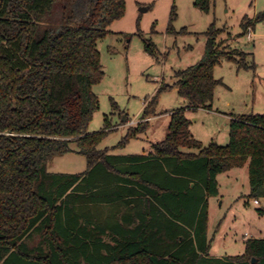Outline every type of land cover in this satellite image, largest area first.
I'll use <instances>...</instances> for the list:
<instances>
[{"label": "trees", "instance_id": "1", "mask_svg": "<svg viewBox=\"0 0 264 264\" xmlns=\"http://www.w3.org/2000/svg\"><path fill=\"white\" fill-rule=\"evenodd\" d=\"M214 2L194 5L208 12ZM125 11L126 0H0V264H264V238L247 239L243 254H210L217 176L248 163L249 196L264 198V113L231 114L226 145H204L186 115L212 107L222 56L248 67L245 52L217 40L223 29L211 24L201 60L176 72L188 106L171 112L152 151L112 154L99 148L108 125L88 132L104 77L98 42ZM176 17L173 8L169 33ZM263 19L243 22V33ZM147 125L131 126L120 146ZM70 152L86 157L84 171L48 170Z\"/></svg>", "mask_w": 264, "mask_h": 264}, {"label": "rangeland", "instance_id": "2", "mask_svg": "<svg viewBox=\"0 0 264 264\" xmlns=\"http://www.w3.org/2000/svg\"><path fill=\"white\" fill-rule=\"evenodd\" d=\"M194 2L126 0L125 15L109 27V35L99 40L104 77L93 86L99 106L88 132H100L109 126L100 149L112 154H141L165 139L170 112L188 106V100L174 85L175 74L201 60L207 42L205 32L213 23L223 29L217 39L223 49L245 52L248 67H239L225 56L220 58L214 75L222 83L215 89L212 107L187 110L193 136L204 145L212 141L226 145L230 140V114L264 113V19L255 22L256 35L250 30L243 33L242 26L264 12V0H215L208 12ZM173 8L177 17L172 23L174 32L169 33ZM227 38L230 45H225ZM147 42L154 44L155 55L146 50ZM154 97L157 102L151 106L155 115L146 130L120 146L130 126L140 124L144 108ZM86 168V157L76 152L58 156L48 166L49 171L59 173H79ZM219 179L220 195L210 197L209 235L214 236L210 254H243L247 239L264 238V198L257 205L249 196V172L245 168H236ZM40 242L41 237L35 235L29 244Z\"/></svg>", "mask_w": 264, "mask_h": 264}, {"label": "crops", "instance_id": "3", "mask_svg": "<svg viewBox=\"0 0 264 264\" xmlns=\"http://www.w3.org/2000/svg\"><path fill=\"white\" fill-rule=\"evenodd\" d=\"M248 30H250V32H252V33H254V35H256V32H255V25L254 26H251ZM240 33H238V34H236V35H239ZM228 39V41L226 42V44L225 45H230L228 42H229V39L230 38H227ZM222 42V41H221ZM171 113V112H170ZM170 116H171V114H170ZM154 116H152V117H148V118H145V119H142V118H140L139 119V122H142V121H148V123L150 122V120L153 118ZM230 118H231V114H230ZM126 119L127 118H124L123 120L124 121H126ZM171 121V120H170ZM126 123H129V120H127V122ZM137 125H138V123H136ZM136 125V126H137ZM131 127V126H130ZM153 146V145H152ZM148 153V152H147ZM236 168H240V169H243V168H245L248 172H249V166H248V163H246L243 167H235V168H232L231 170H228V171H226V172H223V173H220L218 176H217V178H218V183H219V194L218 195H220V179H219V176L220 175H222V174H225V173H230V172H232L234 169H236ZM210 198H209V207H208V212H210ZM209 225V224H208ZM209 237H211L210 235H209ZM213 240H214V236L213 237H211ZM212 246H213V242H212ZM212 249V248H211ZM211 253V252H210Z\"/></svg>", "mask_w": 264, "mask_h": 264}, {"label": "built area", "instance_id": "4", "mask_svg": "<svg viewBox=\"0 0 264 264\" xmlns=\"http://www.w3.org/2000/svg\"><path fill=\"white\" fill-rule=\"evenodd\" d=\"M138 122H139V121H138ZM254 203L258 205V204H260V201L257 200V199H255V200H254Z\"/></svg>", "mask_w": 264, "mask_h": 264}]
</instances>
